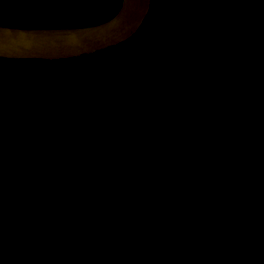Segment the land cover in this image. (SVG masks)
Wrapping results in <instances>:
<instances>
[{"label":"trees","instance_id":"trees-1","mask_svg":"<svg viewBox=\"0 0 264 264\" xmlns=\"http://www.w3.org/2000/svg\"><path fill=\"white\" fill-rule=\"evenodd\" d=\"M83 1L0 25L89 26L123 4ZM0 62L30 78L7 105L0 72V264H264V0H151L111 51Z\"/></svg>","mask_w":264,"mask_h":264},{"label":"water","instance_id":"water-1","mask_svg":"<svg viewBox=\"0 0 264 264\" xmlns=\"http://www.w3.org/2000/svg\"><path fill=\"white\" fill-rule=\"evenodd\" d=\"M151 0H123L110 19L73 28H19L0 25V59L77 61L111 51L141 29ZM146 226L144 233L146 234Z\"/></svg>","mask_w":264,"mask_h":264},{"label":"flooded vegetation","instance_id":"flooded-vegetation-1","mask_svg":"<svg viewBox=\"0 0 264 264\" xmlns=\"http://www.w3.org/2000/svg\"><path fill=\"white\" fill-rule=\"evenodd\" d=\"M61 0H0V18L21 20L24 23L27 20L34 22L35 19L43 18L44 14H51L55 10L69 9V0L66 3ZM84 2L77 0V2ZM46 5L45 8H41ZM86 5L90 6L91 2L87 1ZM73 6V5H72ZM79 7V5H76ZM67 12V11H66ZM94 25V24H93Z\"/></svg>","mask_w":264,"mask_h":264},{"label":"rangeland","instance_id":"rangeland-1","mask_svg":"<svg viewBox=\"0 0 264 264\" xmlns=\"http://www.w3.org/2000/svg\"><path fill=\"white\" fill-rule=\"evenodd\" d=\"M60 2H64V0H61ZM45 7H46V5H43L41 8H45ZM83 65H85V63L78 62L77 66H75V68H79ZM4 68L9 71V77L11 78V81L8 85V89H6V90H8V93H7L6 97H3L4 103L8 105L9 103L16 101L21 96L23 89H25L28 86L30 78H28V76L26 74L27 71H24V65L21 62H18V63H15V62L14 63H9V62L8 63H1L0 62V72ZM262 174L264 175V171H262ZM153 175L154 174L151 173L146 177V183H145L146 185H148L149 179ZM249 176H250V181L259 180L262 178V175H256V174L249 175ZM142 178L143 177L140 175L133 176L131 178L129 184L127 185L128 193L130 191H132L133 189L139 187L140 182H142ZM90 217L92 219L96 220V218L93 214H90ZM88 245L89 244L86 242V245L83 247V248H85L84 250L89 251ZM92 245H96L95 242L92 243ZM89 257L92 259H95L94 256H89Z\"/></svg>","mask_w":264,"mask_h":264}]
</instances>
